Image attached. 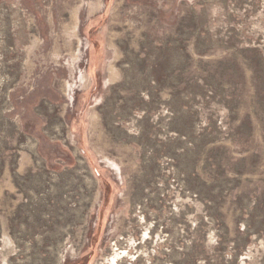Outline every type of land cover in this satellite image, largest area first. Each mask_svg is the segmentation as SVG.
I'll list each match as a JSON object with an SVG mask.
<instances>
[{"label": "rangeland", "instance_id": "obj_1", "mask_svg": "<svg viewBox=\"0 0 264 264\" xmlns=\"http://www.w3.org/2000/svg\"><path fill=\"white\" fill-rule=\"evenodd\" d=\"M0 264H264V0H0Z\"/></svg>", "mask_w": 264, "mask_h": 264}]
</instances>
